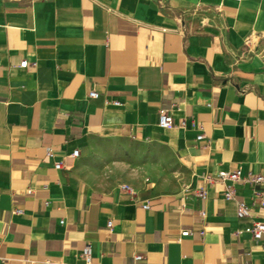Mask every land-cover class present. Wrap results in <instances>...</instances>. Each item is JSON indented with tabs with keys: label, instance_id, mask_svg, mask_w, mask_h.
Listing matches in <instances>:
<instances>
[{
	"label": "crops",
	"instance_id": "obj_1",
	"mask_svg": "<svg viewBox=\"0 0 264 264\" xmlns=\"http://www.w3.org/2000/svg\"><path fill=\"white\" fill-rule=\"evenodd\" d=\"M132 140L171 185L99 150ZM238 168L264 175V0H0V264H86L87 243L91 264H264L259 185L226 199L217 176Z\"/></svg>",
	"mask_w": 264,
	"mask_h": 264
},
{
	"label": "built area",
	"instance_id": "obj_2",
	"mask_svg": "<svg viewBox=\"0 0 264 264\" xmlns=\"http://www.w3.org/2000/svg\"><path fill=\"white\" fill-rule=\"evenodd\" d=\"M33 65H36V62L32 63ZM22 67H28L30 65V62L28 60H23L20 64ZM90 97H98L99 92L93 90L89 92ZM118 104V102H115ZM181 125H185V121H182L180 123ZM158 125L161 128H171L174 126V118L171 114H169L166 111H163L159 115L158 119ZM204 136V134H199L198 139H201ZM79 149L73 150L72 155L73 156H79ZM47 155L53 156V152L51 148H47ZM61 163H56V168H61ZM218 178H220L223 181H230V183L227 185V189L224 193V196L226 199H235L236 198V183L241 181H247L251 183H255L259 185V189L257 190V198H258V204L261 208L264 209V175L263 174H249L247 176H243L242 170L240 168L236 170H221L217 174ZM210 181L213 180V177L209 176L208 178ZM124 188H129L128 186H123ZM196 194L198 197H200L202 200H205L207 198V190L205 188H198L196 191ZM146 208L149 207V205H145ZM206 212L205 210H201V215L205 216ZM252 215V207L249 205L245 200L239 199L237 200V216L241 219L251 217ZM113 224L112 220L108 222V226L111 227ZM245 231L249 232L253 238L256 241L263 242L264 244V220H252L246 227ZM191 230L186 229L182 232L183 235H189L191 234ZM204 231L200 230V234H203ZM83 258L85 259L86 264H91V257H92V246L90 243H87L85 247L83 248L82 253ZM142 258V255L137 254L135 256L136 260H139ZM48 264H62L60 262H52L49 261Z\"/></svg>",
	"mask_w": 264,
	"mask_h": 264
},
{
	"label": "rangeland",
	"instance_id": "obj_3",
	"mask_svg": "<svg viewBox=\"0 0 264 264\" xmlns=\"http://www.w3.org/2000/svg\"><path fill=\"white\" fill-rule=\"evenodd\" d=\"M99 150L103 152L107 162L127 166L135 163V167L148 182H154L164 187L171 185L176 177L175 162L164 149L151 144L133 141L126 143L102 142Z\"/></svg>",
	"mask_w": 264,
	"mask_h": 264
}]
</instances>
